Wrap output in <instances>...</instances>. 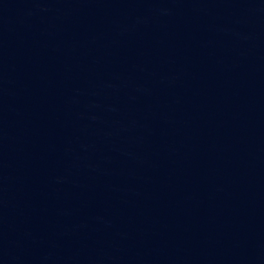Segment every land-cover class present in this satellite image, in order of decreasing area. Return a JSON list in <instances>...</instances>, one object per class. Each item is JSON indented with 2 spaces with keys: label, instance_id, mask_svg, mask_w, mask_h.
Returning a JSON list of instances; mask_svg holds the SVG:
<instances>
[{
  "label": "water",
  "instance_id": "obj_1",
  "mask_svg": "<svg viewBox=\"0 0 264 264\" xmlns=\"http://www.w3.org/2000/svg\"><path fill=\"white\" fill-rule=\"evenodd\" d=\"M0 264H264V211L156 208L0 217Z\"/></svg>",
  "mask_w": 264,
  "mask_h": 264
}]
</instances>
